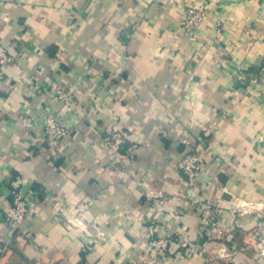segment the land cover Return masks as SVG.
Wrapping results in <instances>:
<instances>
[{
    "label": "crops",
    "instance_id": "1",
    "mask_svg": "<svg viewBox=\"0 0 264 264\" xmlns=\"http://www.w3.org/2000/svg\"><path fill=\"white\" fill-rule=\"evenodd\" d=\"M188 7L206 12L192 32ZM0 45V264H143L150 223L193 252L165 264H264V0H0ZM64 114L72 134L45 140ZM117 126L129 160L112 165ZM19 189L30 211L9 224ZM214 215L223 239L201 236Z\"/></svg>",
    "mask_w": 264,
    "mask_h": 264
},
{
    "label": "built area",
    "instance_id": "2",
    "mask_svg": "<svg viewBox=\"0 0 264 264\" xmlns=\"http://www.w3.org/2000/svg\"><path fill=\"white\" fill-rule=\"evenodd\" d=\"M206 20V12L200 8L188 7L185 10V16L182 22L184 29L187 32H192L197 26ZM9 47L0 45V63H5L10 60ZM51 91L54 99H67L68 93L65 87L54 80L51 83ZM33 121L27 122L29 129L33 128ZM42 136L47 141L63 140L72 134V127L69 123V116L64 115H49L42 123ZM102 144L107 149L112 165H119L124 160H129V147L127 136L121 126H117L112 132L105 135ZM196 148L192 146L191 150L179 162V168L183 171L190 185L194 186L203 169L206 166V160L202 154L196 152ZM31 192L19 189L15 191L13 204L6 212V221L9 224L22 223L30 211ZM149 228V250L147 251L148 258L144 264H165L170 257L172 245H177L176 255L185 254L192 256L193 252L189 250V243L179 236L159 235L160 227L155 223H150ZM203 233L208 235H218L223 239L225 226L223 220L214 215L202 220ZM202 234V237H205Z\"/></svg>",
    "mask_w": 264,
    "mask_h": 264
},
{
    "label": "rangeland",
    "instance_id": "3",
    "mask_svg": "<svg viewBox=\"0 0 264 264\" xmlns=\"http://www.w3.org/2000/svg\"><path fill=\"white\" fill-rule=\"evenodd\" d=\"M238 69H239L240 73H242V74L245 73V70H248V69H246V68H245V70H243L244 67H240V66H239ZM250 69H251V70H248V72H250V73H253V72H255V73L263 72V66H262V65H261V66H258V67H253V68H250ZM252 69H253V70H252ZM241 83H243V81H242V82H239V84H241ZM239 84H238V85H239ZM106 150H107V149H106ZM190 150H191V149H190ZM190 150H189V151H190ZM195 150H196V152L200 153L197 149H195ZM189 151H188V152H189ZM188 152H186V154H187ZM186 154H185V155H186ZM200 154H201V153H200ZM185 155H184V156H185ZM203 157H204V156H203ZM183 158H184V157H183ZM183 158H182V159H183ZM182 159H181V160H182ZM206 163H207V162H206ZM204 169H205V168H204ZM204 169H203V170H204ZM147 258H148V254H147V252H146L145 260H146ZM145 260H144V261H145ZM144 261H143V264H144Z\"/></svg>",
    "mask_w": 264,
    "mask_h": 264
}]
</instances>
